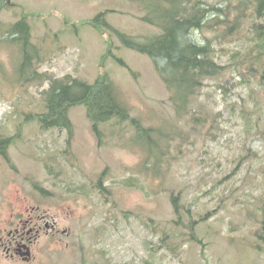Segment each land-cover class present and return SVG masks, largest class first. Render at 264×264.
<instances>
[{"label":"rangeland","instance_id":"374dc122","mask_svg":"<svg viewBox=\"0 0 264 264\" xmlns=\"http://www.w3.org/2000/svg\"><path fill=\"white\" fill-rule=\"evenodd\" d=\"M11 1L39 15L29 19L31 40L42 59L46 52L37 66L44 77L71 74L93 83L105 73L137 123L113 118L101 124L108 137L98 147L85 105H74L68 110L74 131L66 152L63 130L46 131L37 119L24 121L26 114L43 111L48 82L23 80L17 73L19 45H0V135H14L21 128V136L9 146L17 170L0 156V235H6L2 230L10 228L11 214L23 211L24 204L53 212L61 227L73 231L59 243L49 237L37 240L29 263L8 261L0 250V264H264V250L258 247L264 246V238L256 235L264 231V87L254 78L239 83L240 68L232 66L201 89L194 113L203 121L195 126L186 119L176 122L168 90L149 55L124 45L109 29L150 42L160 29L142 19V2ZM16 7L12 9L19 12ZM5 11L0 20L7 23L14 13ZM99 13L96 27L91 19ZM6 28L0 24V32ZM203 35L214 37L209 29ZM242 41L214 39L215 58L229 64ZM108 48L111 52L102 61ZM25 73L30 78L34 72ZM216 83L225 91L215 88ZM136 125L142 127L137 131ZM258 131H263L258 156L235 169L245 143ZM165 133L171 136L168 157L161 166L152 158L160 170L148 174L147 156L135 137L141 144L150 137L160 145ZM104 168L106 195L97 183ZM130 175L138 176L140 189L122 183ZM28 178L48 193L33 195ZM171 193H181L180 202L191 206L195 219L212 211L195 223L199 241L189 240V228L174 224Z\"/></svg>","mask_w":264,"mask_h":264},{"label":"trees","instance_id":"16d2710c","mask_svg":"<svg viewBox=\"0 0 264 264\" xmlns=\"http://www.w3.org/2000/svg\"><path fill=\"white\" fill-rule=\"evenodd\" d=\"M143 3V20L160 29L150 42L139 43L130 36L109 27L102 20L104 26L115 32L124 45L146 53L151 58L154 69L160 76L169 92V100L173 106L176 122L186 119L195 126L203 121V118L194 113V104L198 99L201 89L206 86L208 79L221 75L232 66L242 73L239 83L246 84L250 78L256 79L260 87H264V0H225L213 2L212 0H138ZM34 13L23 12L21 18L10 28V33H19L16 39H20L27 46L29 44L31 26L27 19ZM102 13L97 14L91 23L98 27ZM211 30L214 37L203 35L205 30ZM243 37L241 49L234 50L230 56L229 64H223L215 58L213 40L233 42ZM235 39V40H234ZM108 48L103 55L102 61L109 55ZM24 53L23 62L27 65L30 56ZM46 52L43 50V61ZM35 75V73H34ZM46 77V78H45ZM43 81H48V87L43 90L44 109L41 112L26 115L24 121L39 120L44 129L64 130L67 133V141L73 135V124L69 118L68 110L77 104H84L86 115L91 124V129L97 138L98 145L105 141L104 130L101 124L110 122L113 118L118 120H131L137 123L136 117H130L129 108L120 100V91L117 85L110 80L107 74H102L93 83H88L70 74L61 77L46 76ZM45 79V80H44ZM215 88L224 87L216 83ZM243 113H248L242 109ZM137 131L142 126H135ZM21 128L14 135H0V156L3 157L11 168L16 169L8 152V146L19 136ZM147 133V131H141ZM181 133V132H180ZM263 131L256 132L245 143L243 152L238 158L237 167L249 159L256 158L258 135ZM165 135L166 146L156 145L154 140L147 137L144 144L138 143L139 135L135 137L147 154V163L155 158L158 164H162L168 157V142L171 136ZM70 143V142H68ZM155 163L149 164L153 169ZM148 167V165H146ZM153 171H150L152 173ZM103 176L98 179L101 182ZM125 186L142 187V182L137 175H130L122 180ZM101 185V183H100ZM103 195L109 190L99 188ZM181 193H171L170 200L176 215L175 225H183L190 229L189 240H197L194 233L195 223L207 218L202 214L194 218L190 205L180 202ZM213 211H216L215 209ZM214 213V212H213ZM187 219V223L183 220ZM264 238V231L256 233ZM164 238L161 236V241ZM259 249L264 246L258 244Z\"/></svg>","mask_w":264,"mask_h":264},{"label":"flooded vegetation","instance_id":"af4514ba","mask_svg":"<svg viewBox=\"0 0 264 264\" xmlns=\"http://www.w3.org/2000/svg\"><path fill=\"white\" fill-rule=\"evenodd\" d=\"M31 179L28 178V181ZM33 195L46 193L43 188H39L36 182H30ZM10 228H4L6 235H0V250L5 259L13 262L29 263L34 258V245L42 237H49L55 242H62L63 235L71 236L70 228L61 227L59 217L53 212L38 206L23 205V211L17 215L11 214Z\"/></svg>","mask_w":264,"mask_h":264}]
</instances>
